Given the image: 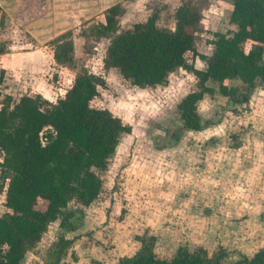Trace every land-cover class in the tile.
I'll return each instance as SVG.
<instances>
[{"label":"rangeland","instance_id":"rangeland-1","mask_svg":"<svg viewBox=\"0 0 264 264\" xmlns=\"http://www.w3.org/2000/svg\"><path fill=\"white\" fill-rule=\"evenodd\" d=\"M131 1L121 5V28L144 21L153 9L159 26H174L173 12L180 0ZM210 2L195 33L199 54L211 53L213 32L234 29L230 0ZM5 15H0V29ZM98 22L90 18L72 33L47 41L51 49L57 43L71 45L61 63L48 49L44 71L28 70L19 78V70H10L0 82V91L14 98L39 93L55 102L85 68L105 81L91 104L107 108L130 126L106 168L96 171L102 180L100 196L80 206L67 226L51 222L26 251L22 264H118L138 250L141 238H149L160 258L202 248L207 256L218 254L224 264L264 248V83L249 90L247 103H233L209 81L214 92L196 105L203 127L183 129L177 103L195 89L194 75L178 69L163 85L130 84L115 68L103 66L107 40L89 34ZM22 34L14 40H28ZM1 40L0 50L9 44ZM193 61L203 67L200 58ZM7 176L0 167V215L6 211ZM45 205L38 199V208ZM67 209L75 210L76 205L71 202Z\"/></svg>","mask_w":264,"mask_h":264},{"label":"trees","instance_id":"trees-1","mask_svg":"<svg viewBox=\"0 0 264 264\" xmlns=\"http://www.w3.org/2000/svg\"><path fill=\"white\" fill-rule=\"evenodd\" d=\"M210 3L180 0L172 28L159 26L153 9L128 29L120 27L118 17L124 9L116 4L105 11L104 22L89 29V34L107 40L103 66L115 68L132 85H163L178 69L192 73L195 89L179 100L177 111L182 128L193 131L203 127L196 105L214 92L209 81L216 82L219 92L233 103H247L249 90L264 83V0H230L229 22L234 29L213 32L211 53L199 54L195 33ZM70 47L55 44V61L61 63ZM195 58L202 60V68L195 66ZM4 72L0 68V82ZM104 82L82 68L55 102L39 93L14 98L0 91V167L8 175L6 211L0 215V264H22L26 251L51 222L67 226L80 206L100 196L102 180L96 171L106 168L119 138L130 131L107 108L91 104ZM38 199L45 201L43 209L37 207ZM71 202L75 210L67 209ZM220 259L218 254L207 256L202 248L160 258L149 238H141L138 250L118 264H224ZM226 264H264V248Z\"/></svg>","mask_w":264,"mask_h":264},{"label":"crops","instance_id":"crops-1","mask_svg":"<svg viewBox=\"0 0 264 264\" xmlns=\"http://www.w3.org/2000/svg\"><path fill=\"white\" fill-rule=\"evenodd\" d=\"M123 2L124 0H0L1 13L7 15L0 29V35L3 36L0 40L9 43L0 50V68L5 72L19 70V78L25 74L22 72L28 70L44 71L46 67L43 55L51 49L50 46L48 48V40L67 31L72 33L71 30L78 29L83 21L90 18L104 22L105 11L112 5L121 6ZM22 32L28 40H14L23 36ZM50 51L53 53V49Z\"/></svg>","mask_w":264,"mask_h":264}]
</instances>
